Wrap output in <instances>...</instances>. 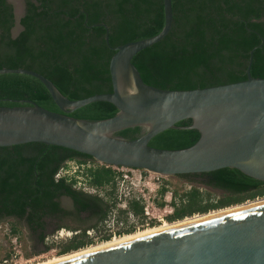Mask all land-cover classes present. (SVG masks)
Returning a JSON list of instances; mask_svg holds the SVG:
<instances>
[{
	"label": "trees",
	"instance_id": "obj_1",
	"mask_svg": "<svg viewBox=\"0 0 264 264\" xmlns=\"http://www.w3.org/2000/svg\"><path fill=\"white\" fill-rule=\"evenodd\" d=\"M171 6L169 32L131 59L144 83L181 90L241 81L246 79L251 50L250 74L264 77V0H171ZM99 24L108 27L111 47L153 36L164 24L162 0H24V13L19 18L21 29L14 36L12 5L0 0V68L34 70L69 99L111 92L108 65L114 51L107 46L105 28ZM16 100H30L59 112L37 78L0 74V106L26 105ZM116 112L113 104L94 101L68 115L100 120ZM191 122L178 121L175 127L153 136L148 144L162 149L193 145L199 132L190 128ZM142 130L133 126L114 134L133 139ZM69 160H77L79 166L71 175L55 178L61 165ZM89 160L96 162L74 150L37 142L0 147V220L5 216L24 220L30 228L31 244L44 246L40 253L54 249L55 255H61L109 240L111 233L104 232L103 226L118 203L117 173L103 164H82ZM177 176L191 184L172 191L173 210L166 217L169 222L264 197V182L235 168ZM79 178L101 193L76 188ZM192 182L225 194L215 198ZM167 190L166 185H161L158 193L163 196ZM62 195L72 200V209L61 207L58 199ZM127 201V209H119V214L132 212L143 217L142 206L134 199ZM63 217L78 222L77 226L57 225L55 230L45 231L47 219ZM155 224L152 221L149 225ZM60 228L73 233L55 242L45 239ZM88 230L94 235L90 236ZM135 230L131 225L118 234ZM10 232L18 237L22 233L15 223H10ZM9 257L10 253L5 252L0 263Z\"/></svg>",
	"mask_w": 264,
	"mask_h": 264
},
{
	"label": "water",
	"instance_id": "obj_2",
	"mask_svg": "<svg viewBox=\"0 0 264 264\" xmlns=\"http://www.w3.org/2000/svg\"><path fill=\"white\" fill-rule=\"evenodd\" d=\"M164 24L155 35L111 47L112 91L69 99L42 74L26 68H0V74H27L48 90L59 112L30 100L0 106V147L43 143L68 148L108 166L138 168L177 176L235 168L264 182V77H252V50L246 79L192 89H162L143 82L131 62L140 50L161 40L172 22L171 0H162ZM16 15V26L19 17ZM14 36L15 34L12 33ZM94 101L117 108L100 120L76 119L73 110ZM191 119L198 140L182 149L152 147L149 140L178 121ZM142 127L126 139L114 132ZM51 264H264V202L234 209L133 239L94 249Z\"/></svg>",
	"mask_w": 264,
	"mask_h": 264
},
{
	"label": "built area",
	"instance_id": "obj_3",
	"mask_svg": "<svg viewBox=\"0 0 264 264\" xmlns=\"http://www.w3.org/2000/svg\"><path fill=\"white\" fill-rule=\"evenodd\" d=\"M99 163V162H97ZM101 164V163H99ZM89 166V165H88ZM108 166V165H106ZM116 173V185H117V206H119L122 210L127 209L128 199H134L137 201L143 210V217H144V225L148 226L150 222L154 221L155 223H160L165 221V217L167 215H162L159 209L155 205V197L157 196V190L160 188V181L162 178H167L168 176H163L157 173L149 172L146 170L138 169V168H131V167H124V166H110ZM75 171V169L73 170ZM67 169H64L63 166L58 169L55 174V178H59L62 176L67 175ZM189 187V185L187 186ZM148 190L147 192H145ZM153 192V194L150 193ZM170 195H165L164 201L168 204H171L172 201V192H169ZM172 206V205H171ZM154 210V212H153ZM173 207L170 208L169 211L163 209L162 212L167 211V214L172 213ZM129 216H133L132 214L128 213ZM118 223L116 221L115 213L112 214V220L109 218L105 220L104 224L108 227V232L111 233V237L119 236L118 231L119 228L115 227ZM122 224V223H121ZM136 230L139 229L135 227ZM10 232V229L8 230ZM73 232L70 230H66L61 228L57 230L55 233L50 234L46 237L47 241H58L60 238L64 236L69 237ZM87 233H90L88 230ZM9 242H10V260L12 262V258L18 257L20 260L22 259L21 254V246L18 240V236L14 234L8 235ZM8 260H3L6 262ZM29 261V260H28ZM12 264H17L16 261L12 262Z\"/></svg>",
	"mask_w": 264,
	"mask_h": 264
},
{
	"label": "rangeland",
	"instance_id": "obj_4",
	"mask_svg": "<svg viewBox=\"0 0 264 264\" xmlns=\"http://www.w3.org/2000/svg\"><path fill=\"white\" fill-rule=\"evenodd\" d=\"M10 1L15 6L16 15L21 14L22 13V8H23L22 0H10ZM18 30H19V27L18 26H15L13 28V30H12V33L13 34H16ZM82 164H84V165H90L91 166V165H97L98 163L92 162V161L89 160L86 163H82ZM62 166H63L64 169H67V171H68L67 175H71L73 173V170L76 169L79 166V163H78L77 160H69V161L64 162L62 164ZM78 181H80V182L76 184V188L82 189L83 191L90 192V193H94V192L101 193L100 190L95 189V188H92V187H89L86 184H83L82 183V180L80 178L78 179ZM160 183L161 184H160L159 187H161V185H166V187H167L168 190L165 192V194L163 196H161L158 193V190H157V196L155 197V205L157 207H155V208L156 209H159L162 215H169V214H167L168 213L167 211H169L172 206H171V204H168L167 202H165L163 200L164 197H165V195H170L169 192H172L173 190L182 189V188L185 189V188H187L188 185L191 184V182L188 181V180H186V179H184V178H180L178 176H168L166 179L165 178H162L161 181H160ZM192 183H194V182H192ZM194 184L195 185H198L199 187H201L204 190L209 191L210 193H212V195L215 198L221 197L222 195L225 194L223 191H220L218 189H214V188H210V187L203 186L202 184L197 183V182H195ZM147 191L148 190H146L145 192H147ZM150 193L153 194V192H151V191H150ZM160 202L162 203V205H160ZM63 204L65 206H69L70 205L69 199H67L66 197H64L63 198ZM119 209H121V208L119 206H116V207H114L111 210V212L109 214V218H111V220H112V214H114V213H115V217H119L120 216L118 222H121L122 224L121 223H118L117 226L115 225V227H118L119 230L120 229H123L125 227H128V226H131V225H133L135 227H138L139 229H143L145 227L150 226V225H148V226H145L144 225V222H145L144 221L145 220L144 217H136V216L133 215L132 212H130V214H132L133 216H129L128 213H127L126 216L120 215L119 214ZM163 209H166L167 211L162 212ZM153 212H154V210H153ZM166 217H165V221H167L166 220ZM148 222L150 223V221H148ZM167 222H169V221H167ZM160 223H156L155 225H159ZM155 225H152V226H155ZM9 226H10V224L7 221H1L0 222V257H2V255L5 252H9L10 253V251H11L9 237H8V235L11 234V232L8 231L10 229ZM66 230H68V229H66ZM103 230H104V232H106L108 230L107 225L106 226H103ZM88 234L90 236L94 235L93 232H92V230H90V233H88ZM65 237H67V236H64L63 238H60V239H64ZM18 240H19V243H20V246H21L22 259L20 260L18 257L12 258V262L16 261L17 264H28L29 262H32V261L33 262L42 261V260L47 259V258H50L52 256H56L55 255V252H54V249H51L48 252L40 253V255H32L31 257L27 258V256H25V253L28 250L31 249V245H32L31 244L30 237L28 235V232L27 233L26 232H22V233L20 232V237H18ZM100 242H102V241H100ZM96 243H99V242H96ZM96 243H94V244H96ZM10 258L11 257H9V259ZM8 262L11 263L10 260H8Z\"/></svg>",
	"mask_w": 264,
	"mask_h": 264
},
{
	"label": "bare ground",
	"instance_id": "obj_5",
	"mask_svg": "<svg viewBox=\"0 0 264 264\" xmlns=\"http://www.w3.org/2000/svg\"><path fill=\"white\" fill-rule=\"evenodd\" d=\"M262 202H264V197L256 198L254 200H248V201H245V202L240 203V204L231 205V206L220 208L217 210H212V211H209V212L204 213V214H195V215L185 217L183 219L172 221V222L162 221L159 225L148 226V227H145V228L139 229V230L137 229L136 231H133V232L128 233V234H122L119 236L111 237L109 240H106V241H102V242H99V243H96L93 245H89V246H86V247H83V248H80L78 250L71 251V252H68L65 254L52 256V257L44 259L42 261H36V262L32 261V262H29L28 264H51L54 262H58V261L76 256V255H79V254H82V253H85V252H88L91 250H94V249H98V248L108 246L111 244H115L118 242H122L125 240L133 239V238H136V237H139L142 235H146V234H149V233H152L155 231H159V230H162L165 228H169V227H172V226H175L178 224H182L185 222H189V221H193V220H197V219H201V218H205V217H209V216H213V215L222 214V213L234 210V209H238V208H242V207H246V206H250V205H254V204H258V203H262Z\"/></svg>",
	"mask_w": 264,
	"mask_h": 264
},
{
	"label": "flooded vegetation",
	"instance_id": "obj_6",
	"mask_svg": "<svg viewBox=\"0 0 264 264\" xmlns=\"http://www.w3.org/2000/svg\"><path fill=\"white\" fill-rule=\"evenodd\" d=\"M11 5H12V8H13V13H14V21L16 20V12H15V6H14V4L10 1V0H7ZM22 5H23V8H22V13H21V15H20V17L23 15V13H24V0H22ZM19 17V18H20ZM16 26V22H15V25H14V27ZM13 27V28H14ZM19 27V30L21 29V27L20 26H18ZM13 30V29H12ZM18 30V31H19ZM17 31V32H18ZM221 191V190H220ZM64 197H66L67 199H69V201H70V205L69 206H65L64 204H63V198ZM59 203H60V205H61V207L62 208H64V209H68V210H70V209H72V200L69 198V197H67V196H65V195H62V196H60L59 197ZM1 221H7V222H9V224L10 223H15L16 224V226L22 231V232H28L29 230H30V228H29V226H28V224L24 221V220H20V219H17V218H14V217H11V216H5V217H3L1 220H0V222ZM77 224H78V222H76V221H74V220H72L71 218H67V217H63V218H59V219H47V223H46V228H45V231H53V230H55V227L57 226V225H64V226H66V225H68V226H71V227H76L77 226ZM82 225H85V223H82ZM10 227V226H9ZM61 229V228H60ZM65 229V228H64ZM46 239V238H45ZM44 248V246L43 245H38V244H35L34 246L33 245H31V249L30 250H28L26 253H31L32 255H40V251L42 250ZM50 251V250H49ZM46 252H48V251H46ZM25 253V254H26ZM41 253H45V252H41ZM31 255V256H32ZM26 256V255H25ZM31 256H28L27 258H29V257H31ZM7 263H10V262H5L4 264H7ZM0 264H2V263H0ZM10 264H12V262L10 263Z\"/></svg>",
	"mask_w": 264,
	"mask_h": 264
}]
</instances>
